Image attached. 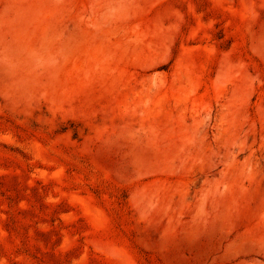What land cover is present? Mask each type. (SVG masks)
I'll return each instance as SVG.
<instances>
[{
    "label": "rangeland",
    "instance_id": "rangeland-1",
    "mask_svg": "<svg viewBox=\"0 0 264 264\" xmlns=\"http://www.w3.org/2000/svg\"><path fill=\"white\" fill-rule=\"evenodd\" d=\"M263 220L264 0H0V264H264Z\"/></svg>",
    "mask_w": 264,
    "mask_h": 264
},
{
    "label": "bare ground",
    "instance_id": "bare-ground-1",
    "mask_svg": "<svg viewBox=\"0 0 264 264\" xmlns=\"http://www.w3.org/2000/svg\"><path fill=\"white\" fill-rule=\"evenodd\" d=\"M95 13V12H94ZM126 16V15H125ZM96 20L93 21L94 23V28H95V32L97 34V32H100L102 33V31L106 28V27H115V26H121L123 25L122 23H124V19L123 17L121 16V13H117V14H110V15H102L100 17L95 18ZM104 27V29H103ZM104 32V31H103ZM13 67V66H12ZM15 67V65H14ZM58 68H59V64H58ZM61 68V66H60ZM57 69V68H56ZM57 71V70H56ZM59 72V70H58ZM52 75V74H51ZM51 78V77H50ZM50 80V79H49ZM207 194V193H206ZM213 194H208L207 197H206V201L207 200H210L212 205H213V198H212ZM204 201H203V205L200 206L201 208H199V210L203 208L202 211H207L206 208H205V198H203ZM232 201V200H231ZM216 202V201H215ZM217 203V202H216ZM220 204V202H219ZM204 206V207H203ZM213 211L211 212V214L209 215L210 216V219L209 221L207 222H199L197 223V221L195 222L196 224L193 226V229L190 230V232H192V234L188 235L186 238H183V237H180V238H183L181 239L183 242V244L180 246L181 249L182 247L184 248V246L186 248H192V247H195V246H199L200 243L204 240L207 241V244L208 245H204L205 246V253H208V252H212L213 251V247H214V243L215 241L218 239V238H222L225 234H226V231H224V228L226 225H228L232 219L235 221L237 217L236 215L235 216H231L229 215V211H226L225 212H220V213H214V205L211 206ZM231 207V205H230ZM232 209V208H231ZM238 210V209H237ZM206 213V212H205ZM209 213V212H208ZM234 213V212H233ZM240 217H242L240 214H238ZM238 216V217H239ZM232 217V218H231ZM234 217V218H233ZM237 217V218H238ZM204 218H206V216H204V213L202 212L201 213V216H200V220H203ZM250 218V217H249ZM199 219V218H198ZM245 219V218H244ZM243 219V221H244ZM248 219V218H246ZM263 219V218H262ZM242 220V219H240ZM242 221V222H243ZM250 221V219H249ZM246 222V221H245ZM263 223H264V220H263ZM234 226V225H233ZM232 226V227H233ZM227 227V226H226ZM229 227V226H228ZM231 227V226H230ZM229 227V228H230ZM191 229V228H190ZM228 229V228H227ZM188 231V230H187ZM185 233V232H184ZM188 233V232H186ZM186 235V234H184ZM203 244V243H202ZM201 244V245H202ZM205 244V243H204ZM243 245V244H242ZM242 245H238L237 247L235 246H232V248L230 250H228V252L222 257V261H225V260H229L231 259L232 257H235L237 254L241 253L244 251V247ZM179 247V248H180ZM199 248V247H198ZM201 248V247H200ZM216 249V247H215ZM191 250V249H190ZM184 251V249H183ZM195 251V249H194ZM203 251V250H202ZM195 254V253H194ZM202 254V253H201ZM196 257V256H195ZM198 257V256H197ZM196 257V259H198ZM202 256H200L201 258ZM206 259V258H205ZM183 260V259H181ZM199 261V260H198ZM201 261V259H200ZM199 263V262H198ZM196 264V263H195Z\"/></svg>",
    "mask_w": 264,
    "mask_h": 264
}]
</instances>
